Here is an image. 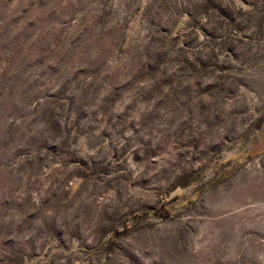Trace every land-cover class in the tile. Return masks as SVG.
I'll list each match as a JSON object with an SVG mask.
<instances>
[{
	"label": "rangeland",
	"instance_id": "rangeland-1",
	"mask_svg": "<svg viewBox=\"0 0 264 264\" xmlns=\"http://www.w3.org/2000/svg\"><path fill=\"white\" fill-rule=\"evenodd\" d=\"M0 264H264V0H0Z\"/></svg>",
	"mask_w": 264,
	"mask_h": 264
}]
</instances>
